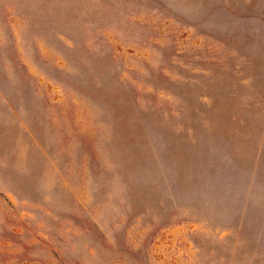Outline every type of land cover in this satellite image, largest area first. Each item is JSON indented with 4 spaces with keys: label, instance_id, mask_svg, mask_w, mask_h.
I'll return each mask as SVG.
<instances>
[{
    "label": "rangeland",
    "instance_id": "1",
    "mask_svg": "<svg viewBox=\"0 0 264 264\" xmlns=\"http://www.w3.org/2000/svg\"><path fill=\"white\" fill-rule=\"evenodd\" d=\"M0 264H264V0H0Z\"/></svg>",
    "mask_w": 264,
    "mask_h": 264
}]
</instances>
